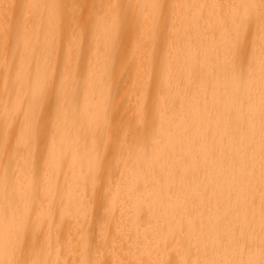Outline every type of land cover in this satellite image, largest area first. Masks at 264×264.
<instances>
[{
  "label": "bare ground",
  "instance_id": "6f19581e",
  "mask_svg": "<svg viewBox=\"0 0 264 264\" xmlns=\"http://www.w3.org/2000/svg\"><path fill=\"white\" fill-rule=\"evenodd\" d=\"M0 264H264V0H0Z\"/></svg>",
  "mask_w": 264,
  "mask_h": 264
}]
</instances>
